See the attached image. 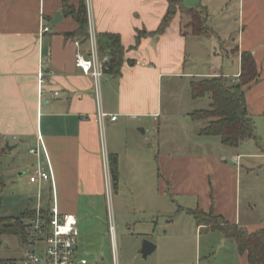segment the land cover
Instances as JSON below:
<instances>
[{"label": "crops", "instance_id": "1", "mask_svg": "<svg viewBox=\"0 0 264 264\" xmlns=\"http://www.w3.org/2000/svg\"><path fill=\"white\" fill-rule=\"evenodd\" d=\"M87 1L96 35H117L124 48L121 75L104 74L101 81V107L116 117V121L107 119L104 125L106 152L109 157L115 156L118 163V180L116 186L112 185V211L114 207L119 216L120 210L130 205L125 201L129 197L135 211H141V205L151 201L154 211L162 214L160 203L167 200L173 216L170 223H165V229L176 218L187 229L193 227L196 236L206 237L205 257L199 264H248L246 255L238 253L234 241L223 235L214 237L215 232L196 226L186 211L212 213L249 233L264 228V220H256L250 195L242 198V170L254 168L249 162L243 165L242 155L233 153L242 144L225 149L218 138L202 137L196 132L197 144H211L212 150L191 153L184 148L188 144L183 143L180 149L169 138L162 137L159 120L167 111L162 103L161 85L164 79L173 83L186 81L190 88L193 81L220 76L236 84L241 55L250 53L258 76L243 89L256 134L264 138V0H181L184 8L207 10V24L214 32L210 38L221 41L231 36L222 31L228 30L233 18L220 19L219 15L224 7L237 6L231 23L233 31H238L234 58L227 63L221 59L216 69L206 67L208 60H201L203 46L209 40L183 31L180 12L164 34L157 38L142 37L137 43V33H150L158 28L168 8L166 0ZM79 2L67 0L74 9ZM62 8L61 0H0V148L4 152L6 144L15 147L11 151L19 144L23 146L29 159L18 160L10 171L21 177L28 172L31 175L37 164L46 163L43 147L53 186L28 180L37 190H48L45 205L34 201L31 210L48 209L53 198L59 213L75 216L78 225L82 215L92 222L99 220L98 211L107 204L105 171L95 123L97 104L92 80L74 63L79 51L86 54L87 45L82 38L71 36L78 25L65 16ZM56 13L61 20L52 29ZM43 25L50 30L40 34ZM76 41L80 48L75 46ZM204 53L207 59L208 50ZM192 58L200 61L201 67L196 64L197 69H188ZM40 70L44 77L43 92L39 95ZM190 113L186 117L192 121ZM147 133L156 139V150L146 147L140 139ZM248 142L256 146L253 141ZM257 148L262 153L256 156L263 158L264 150ZM32 149H38V154H30ZM226 153L231 155L235 167L227 164Z\"/></svg>", "mask_w": 264, "mask_h": 264}, {"label": "rangeland", "instance_id": "2", "mask_svg": "<svg viewBox=\"0 0 264 264\" xmlns=\"http://www.w3.org/2000/svg\"><path fill=\"white\" fill-rule=\"evenodd\" d=\"M236 12L237 6L231 4L224 7L219 15L220 19L226 16L233 18L228 26V30L222 31L225 34H231L228 39L221 41L214 38H201L205 41L209 40L206 43L211 45L208 47L205 43L203 46L205 51L208 50V55L206 54L207 59H205L203 49L201 53V60L204 62L208 60L206 67L216 69L221 59L227 63L228 60L232 61L234 58L238 31L235 29L233 31V24L231 23L236 16ZM189 21L190 17L183 15V31H190L187 28ZM213 47L214 49L212 50L211 48ZM212 51L213 53H211ZM196 60L192 58L188 62L187 68L195 67L197 69L196 64L201 67L200 61L196 62ZM161 93L162 103L164 109L167 111L163 113L159 120L161 136L169 138L180 149H183V143L188 144L184 147L188 149L187 152H210L209 150H212L211 144L208 146L207 144H197L196 132L203 126V122L190 121L186 117L187 112L207 110V99L191 100L189 98L190 88L186 81L173 83L164 79L161 85ZM259 138L261 149L264 150V138ZM140 139L144 141L146 147L149 146L152 150L157 149L156 139L153 136L151 137L150 134L141 135ZM147 140L148 142H145ZM233 153L242 155L240 162L243 165L249 162L251 167L254 168L251 171L242 170V198L244 200V196L246 198V196L250 195L251 208L255 211L256 220L258 222L263 221L264 157L256 156L261 155L262 151L253 143L245 142ZM226 156L227 164L235 167L231 161V155L226 153ZM21 159L23 161L29 159L21 144L11 152L4 150L0 154V218H19L23 212L34 208L35 205L32 202L37 201L39 194L42 204L45 205L48 190L45 188L37 190L29 184V172L21 177H18L17 173L10 172L14 163ZM162 200L164 201V204L163 202L160 203V206H162L160 208L163 210L161 211L162 214L154 211L151 201L141 205L143 207L141 211H135L132 208L129 197H126L125 201L130 205L126 206L124 210L121 209L119 216H116L113 207L116 243L121 264H199L200 260L203 261V257H205L204 241L206 237L196 236L193 227L190 230L187 229L184 222L177 221L176 218L173 220L171 226L165 229V223H170L173 213L169 202L164 199ZM163 212L167 214L166 217H163ZM98 216L99 220L92 222L82 215V219H80L77 225L79 251L88 260V264H112L107 232V204L100 207ZM215 233L216 236L214 237L222 236L219 232ZM144 241H149L156 247L155 251L145 259L141 255ZM229 241L232 242V240ZM213 242L214 244L217 243V241ZM25 249L20 237L15 235L0 236V264H20Z\"/></svg>", "mask_w": 264, "mask_h": 264}, {"label": "trees", "instance_id": "3", "mask_svg": "<svg viewBox=\"0 0 264 264\" xmlns=\"http://www.w3.org/2000/svg\"><path fill=\"white\" fill-rule=\"evenodd\" d=\"M63 13L70 16L78 25L71 36L88 38L87 10L84 0H80L78 8L69 6L67 0H61ZM168 8L158 28L150 33L145 31L137 33V43L142 37L157 38L165 33L177 12L189 16L187 25L189 34L196 38H210L214 36L213 30L207 24L209 14L203 7L195 9L184 8L181 0H166ZM99 52L109 58V67L105 74L112 77L121 75L124 63V48L121 46L119 36L112 34H99L97 36ZM257 69L250 53L241 55V71L239 82L233 84L225 77L196 80L190 83V98L193 101L207 99L208 109L191 112L188 116L192 121L203 122L198 131L202 137H216L227 148H238L241 144L253 141L261 149L260 138L256 134L253 119L249 116L246 107L244 87L257 78ZM3 149L0 148V154ZM109 168L112 185L116 186L118 180V163L115 156L109 157ZM47 210V209H46ZM40 211L42 219L47 218V211ZM194 220L196 226L213 232L221 233L227 240L236 244L240 255H246L248 264H264V228L249 233L247 230L232 225L220 216L205 213L201 210L186 211ZM35 216V211L26 210L19 218H0V236L15 235L24 242L27 238L25 220Z\"/></svg>", "mask_w": 264, "mask_h": 264}, {"label": "built area", "instance_id": "4", "mask_svg": "<svg viewBox=\"0 0 264 264\" xmlns=\"http://www.w3.org/2000/svg\"><path fill=\"white\" fill-rule=\"evenodd\" d=\"M87 10V24H88V38L86 40L87 51L86 54L78 52L75 55V66L84 75L92 80L93 97L97 104V112L95 123L98 125L101 157L105 171V195L107 202V232L110 242L112 264H121L116 243V229L114 223V216L111 207L112 198V180L109 168V156L105 147L104 125L105 121H116L115 116H111L103 111L101 107V81L105 72L108 70L109 58L102 56L99 52L97 35L94 31L91 18L88 13V1H85ZM48 26H42L40 34L49 31ZM75 46L80 48V43L75 42ZM44 72L40 70L37 74L39 95L43 92ZM41 142L40 137H38ZM6 141V138H4ZM13 140L17 139L13 137ZM45 154V164H37L35 170L29 176L30 183L46 184L50 183L53 186L52 171L48 163L45 150L41 147ZM37 150H30L32 155L38 154ZM41 201L40 194L37 202ZM40 207H37L35 216L25 220L27 238L23 243L25 251L20 264H88V260L83 257L78 250L79 234L77 230V220L75 216L68 214H61L56 208L55 201L52 198L50 207L47 211V218L42 219Z\"/></svg>", "mask_w": 264, "mask_h": 264}, {"label": "water", "instance_id": "5", "mask_svg": "<svg viewBox=\"0 0 264 264\" xmlns=\"http://www.w3.org/2000/svg\"><path fill=\"white\" fill-rule=\"evenodd\" d=\"M61 20L60 14L56 13L54 15V18L51 21V28L53 29L55 27V25ZM140 133H144V131L142 129H140L139 131ZM7 151H11L13 148L15 147H10L8 144L5 145L4 147ZM155 250V246L150 243L149 241H144L142 244V248H141V255L143 256V258H147L150 254H152Z\"/></svg>", "mask_w": 264, "mask_h": 264}]
</instances>
